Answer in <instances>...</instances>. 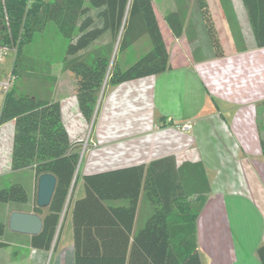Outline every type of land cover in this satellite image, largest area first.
<instances>
[{
  "label": "crops",
  "instance_id": "1",
  "mask_svg": "<svg viewBox=\"0 0 264 264\" xmlns=\"http://www.w3.org/2000/svg\"><path fill=\"white\" fill-rule=\"evenodd\" d=\"M207 1L223 56L216 55L210 35L205 38L204 26L195 27L198 0H153L170 68L107 85L96 122H90L91 148L82 152L73 200L85 194L84 175L174 156L189 183L190 197H204L197 218L202 263L264 264L258 255V248L264 245V46L257 43L243 0ZM172 12L182 17L180 35L174 34L167 21ZM144 38L132 46L148 51L151 41ZM103 46L112 47L113 55L117 51L118 42L110 31L83 52ZM60 70L67 77L49 74L54 78L46 79L52 82L46 98L61 101L71 140L83 142L89 122L79 107L76 81L64 70L63 61ZM4 98L0 93V116ZM14 134V120L0 123V188L19 182L27 190L28 201L0 202V221L7 226L0 240L19 249L7 255L3 252L6 246L0 248V264H18L21 257L27 264H45L49 250L35 248L32 235L9 228L12 212H36L39 179L33 168L13 169ZM112 203L125 204V200ZM153 210L142 192L134 234ZM71 218L72 203L62 232L68 235L61 241L57 264H74Z\"/></svg>",
  "mask_w": 264,
  "mask_h": 264
},
{
  "label": "trees",
  "instance_id": "2",
  "mask_svg": "<svg viewBox=\"0 0 264 264\" xmlns=\"http://www.w3.org/2000/svg\"><path fill=\"white\" fill-rule=\"evenodd\" d=\"M259 46H264V0H243ZM217 56L225 54L207 0H198ZM175 35L183 30L179 13L167 15ZM100 21V23H98ZM54 22L68 40L63 68L76 81L79 107L88 122H96L101 92L106 85L156 75L170 68V55L154 11L153 0H0V47L16 48L11 70L15 77L6 93L0 123L15 121L12 167L33 168L39 177L53 173L57 186L44 210L43 229L32 235V246L57 251L72 203L74 264H203L197 236V218L204 197L190 198L176 158L168 156L139 164L83 176L85 194L73 200L82 159L81 142L72 141L58 99L19 90L16 80L24 63V48ZM110 31L114 49L100 47L83 52ZM144 37L151 48L127 67L118 54ZM113 59V60H112ZM46 79L54 78L46 74ZM264 155V133L261 137ZM144 192L153 213L134 234L139 199ZM125 200L115 205L113 201ZM28 193L19 182L0 188V202H26ZM0 221V236L6 231ZM8 244L0 240V248ZM264 263V245L258 248Z\"/></svg>",
  "mask_w": 264,
  "mask_h": 264
},
{
  "label": "rangeland",
  "instance_id": "3",
  "mask_svg": "<svg viewBox=\"0 0 264 264\" xmlns=\"http://www.w3.org/2000/svg\"><path fill=\"white\" fill-rule=\"evenodd\" d=\"M193 21L195 22V27L199 25L204 26L205 30V38L209 36V32L205 26L204 18L202 16V12L200 9H196L193 14ZM145 39V38H142ZM68 46V40L64 38L56 24L54 22H50L46 29L38 33L33 42L27 45L24 48V58L23 61L27 65H31L32 68L22 66L19 69V78L16 80L17 85L19 86V90L25 93H31L33 95L47 97L48 93H50L52 88V82L46 81V74H59V77H67L64 71H59V64L64 60L66 55V49ZM140 46H131L127 50L119 53L118 62L122 67H127L134 63L137 59H139L144 53L147 51H140ZM9 51H6L4 55V60L0 64V76L2 80H5L9 77L11 70L13 68L15 55H16V48L10 47L7 48ZM116 53V52H115ZM114 53V55H115ZM113 55V58L115 57ZM113 60V59H112ZM60 72V73H59ZM73 77V76H72ZM56 78V77H55ZM65 79V78H64ZM70 79L66 78V83H68ZM107 85L104 86L101 92V98L105 92ZM90 131H91V124L89 122L88 127L86 128V132L83 134V142L81 143V153L84 150L91 148V141H90ZM192 198V197H190ZM195 198H192V200ZM11 241V237H7ZM64 239L55 242V246L57 244V251L53 252V249L49 250V257L45 264H57L56 257L58 255V251H61V241H65L66 235L63 237ZM3 252L5 254H12L15 250L19 251L15 246H6L3 248ZM61 249V250H60ZM24 252V250H21ZM20 251V252H21ZM26 251V250H25ZM64 251V250H63ZM62 251V252H63ZM59 254V256L62 254ZM58 256V258H59ZM22 258V257H21ZM20 258L18 264H27ZM57 258V259H58ZM34 264V263H32Z\"/></svg>",
  "mask_w": 264,
  "mask_h": 264
},
{
  "label": "water",
  "instance_id": "4",
  "mask_svg": "<svg viewBox=\"0 0 264 264\" xmlns=\"http://www.w3.org/2000/svg\"><path fill=\"white\" fill-rule=\"evenodd\" d=\"M57 186V177L53 173H44L39 176L37 190V206L48 208L52 202ZM43 217L37 212H12L9 228L12 231L37 235L43 229Z\"/></svg>",
  "mask_w": 264,
  "mask_h": 264
},
{
  "label": "built area",
  "instance_id": "5",
  "mask_svg": "<svg viewBox=\"0 0 264 264\" xmlns=\"http://www.w3.org/2000/svg\"><path fill=\"white\" fill-rule=\"evenodd\" d=\"M7 48H1L0 51V64L4 60V55L6 53ZM15 77L10 73L9 77L5 80H0V93L5 97L6 93L11 89ZM186 128H190V125H187Z\"/></svg>",
  "mask_w": 264,
  "mask_h": 264
}]
</instances>
